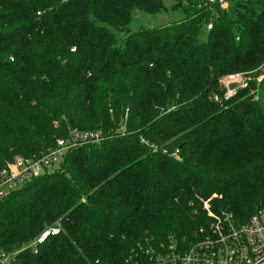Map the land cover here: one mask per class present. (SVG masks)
I'll list each match as a JSON object with an SVG mask.
<instances>
[{
    "label": "trees",
    "instance_id": "trees-1",
    "mask_svg": "<svg viewBox=\"0 0 264 264\" xmlns=\"http://www.w3.org/2000/svg\"><path fill=\"white\" fill-rule=\"evenodd\" d=\"M168 10L184 20L131 30L134 13ZM263 62L264 0H0V174L70 130L102 135L0 199V255L129 264L149 239L191 238L200 199L242 221L264 210V79L258 101L254 83L223 109L217 93ZM239 129L259 137L228 172Z\"/></svg>",
    "mask_w": 264,
    "mask_h": 264
},
{
    "label": "built area",
    "instance_id": "built-area-1",
    "mask_svg": "<svg viewBox=\"0 0 264 264\" xmlns=\"http://www.w3.org/2000/svg\"><path fill=\"white\" fill-rule=\"evenodd\" d=\"M211 26H208L210 29ZM259 83L264 79V62L260 66ZM250 74H232L222 80L225 102L232 101L251 82ZM68 141L58 140L48 152L31 158L17 157L1 171L0 198L19 189L32 179L50 173L59 167L67 153L86 144H99L100 132L79 133L70 130ZM177 154V152H175ZM175 154V155H176ZM219 198L214 195L212 199ZM210 199V201L212 200ZM205 222L189 239L169 236L159 242L145 241V247L137 255L127 259L129 264H264V210H257L245 221L232 213L213 212L203 201ZM60 233V227L45 228L36 238L30 250L36 253L50 238ZM180 241L184 250L178 249ZM13 255H0V264H9Z\"/></svg>",
    "mask_w": 264,
    "mask_h": 264
},
{
    "label": "rangeland",
    "instance_id": "rangeland-1",
    "mask_svg": "<svg viewBox=\"0 0 264 264\" xmlns=\"http://www.w3.org/2000/svg\"><path fill=\"white\" fill-rule=\"evenodd\" d=\"M167 4L169 6H171V4L169 2ZM219 5L221 8L227 7V3L223 2V1L222 2L220 1ZM182 20H184V19H183V13L181 10H175V11L168 10L167 12L160 13V14L155 15V16H150V15L145 14V13L137 12V13H134V15H133L131 30L132 31H138V30L147 29V28H149V29L162 28V27H167L173 23L180 22ZM208 26L209 25L206 26L207 30H208ZM205 32L206 31L204 28V35H205ZM250 83H254V88H252L253 92H256V94L254 95V100L258 101L259 100V93L261 92L259 77L253 76ZM250 83L247 84V87L244 90L251 91L250 85H249ZM217 93H220V96H218L219 106H220V108L223 109V107H224L223 104L225 103V100H224L225 91H224V89L222 91L218 90ZM239 95H241V92L239 93ZM237 136H238V142H236L232 145H229V147H228L227 158H226L227 159L226 167L224 168V170H227L228 172H231L236 168L235 167L236 158L243 157V159L247 158L249 160L248 156L250 154V151L248 150L247 142H249L250 140H252L255 137H259V135L254 134V133H252L246 129L244 131H243V129H239ZM175 152H177V151H175ZM175 152L172 154V157H176ZM58 168L59 167L55 166L52 169H50V172H53V171L56 172V171H58ZM227 171H226V173H227ZM213 196L211 198L207 199L206 202L209 203L210 199H212ZM200 200H201V202L204 201L203 199H200ZM35 240L33 242H31L28 246L29 247L32 246L33 243L35 242Z\"/></svg>",
    "mask_w": 264,
    "mask_h": 264
},
{
    "label": "water",
    "instance_id": "water-1",
    "mask_svg": "<svg viewBox=\"0 0 264 264\" xmlns=\"http://www.w3.org/2000/svg\"><path fill=\"white\" fill-rule=\"evenodd\" d=\"M130 34V30H127V31H125L123 34H122V36L123 37H126L127 35H129ZM178 249L179 250H184L185 248H184V246H183V244L180 242V241H178Z\"/></svg>",
    "mask_w": 264,
    "mask_h": 264
}]
</instances>
